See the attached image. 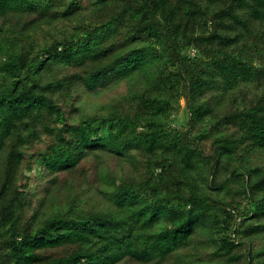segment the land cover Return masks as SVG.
<instances>
[{
	"label": "trees",
	"instance_id": "trees-1",
	"mask_svg": "<svg viewBox=\"0 0 264 264\" xmlns=\"http://www.w3.org/2000/svg\"><path fill=\"white\" fill-rule=\"evenodd\" d=\"M0 264H264V0H0Z\"/></svg>",
	"mask_w": 264,
	"mask_h": 264
},
{
	"label": "rangeland",
	"instance_id": "rangeland-1",
	"mask_svg": "<svg viewBox=\"0 0 264 264\" xmlns=\"http://www.w3.org/2000/svg\"><path fill=\"white\" fill-rule=\"evenodd\" d=\"M125 91H126V83L125 82L120 83L114 89H112L108 94L102 95L98 100H95V103L99 104L100 101L107 102L108 99H109V96L115 95V94H122V93H125ZM174 118L178 122H180L181 124H182V122L183 123L186 122L187 115H186V112H185V109H184V102L182 100L180 101V108H178Z\"/></svg>",
	"mask_w": 264,
	"mask_h": 264
}]
</instances>
